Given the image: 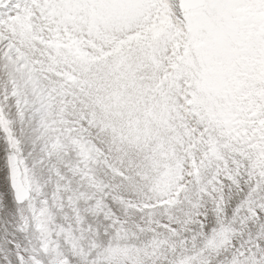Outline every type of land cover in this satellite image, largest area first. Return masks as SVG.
Returning a JSON list of instances; mask_svg holds the SVG:
<instances>
[{
	"label": "snow or ice",
	"instance_id": "1",
	"mask_svg": "<svg viewBox=\"0 0 264 264\" xmlns=\"http://www.w3.org/2000/svg\"><path fill=\"white\" fill-rule=\"evenodd\" d=\"M0 264H264V0H0Z\"/></svg>",
	"mask_w": 264,
	"mask_h": 264
}]
</instances>
